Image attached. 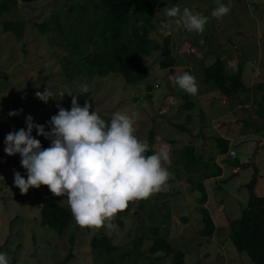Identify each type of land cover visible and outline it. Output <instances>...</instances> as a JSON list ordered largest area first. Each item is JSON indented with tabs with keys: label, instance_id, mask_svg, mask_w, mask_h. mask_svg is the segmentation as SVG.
I'll return each instance as SVG.
<instances>
[{
	"label": "rangeland",
	"instance_id": "obj_1",
	"mask_svg": "<svg viewBox=\"0 0 264 264\" xmlns=\"http://www.w3.org/2000/svg\"><path fill=\"white\" fill-rule=\"evenodd\" d=\"M150 2L159 7L156 28L150 36L160 43L164 37H171L176 64L173 70L162 68L161 54L155 51L144 57L149 75L137 84L127 83L118 73L101 76L84 70L86 74L68 75V69L76 64L81 68L86 64L79 52H73L72 45L80 42L87 54L95 49L93 42L98 37L103 40L95 32L96 26H103L104 10L98 6L99 0H17L0 16V252L6 253L9 264H57L69 253L73 237L74 257L68 264H106L105 257L91 248L93 236L100 234L110 236L118 245L113 255L117 264H175L173 254L147 256L151 239L141 247L145 258L136 261L133 240L144 235L151 238L150 227L155 224L161 236L169 229V241L186 254L185 264H257L235 247L230 221L239 218L247 205L246 184L254 167L260 173L256 192L264 195V114L260 110L264 87L243 92L233 101L224 99L211 83L203 82V69L221 57L230 72L242 64L247 87L264 82V0H230L229 12L219 19L211 15L217 0ZM220 2L227 4L229 0ZM173 6L178 7V16L188 7L207 17L203 31L178 28L176 17L165 14V9ZM8 21H23L24 35L17 37L6 31L4 24ZM133 23L134 19L129 26ZM65 59L72 62L67 64ZM185 71L195 78L194 95L169 80V76ZM81 84L95 93L98 115L106 122L114 112H125L131 116L139 140L148 143L150 133L155 135V151L163 149L169 154L170 162L162 163L169 177L159 191L129 201L128 210L118 211L111 219L115 227H80L71 216L60 234L41 223L43 200L52 194L47 185L30 187L29 193H21L14 185L13 173L20 172L26 179V170L19 154L3 151L4 138L11 131L26 128L28 115L49 131L47 121L63 107L68 93L78 92ZM46 87L53 93L47 103L35 96ZM188 101L193 107L186 106ZM10 110H18V114L9 116ZM32 135L48 141L35 129ZM217 138L228 139L226 154H217ZM187 145L223 168L221 176L203 180L209 195L206 204H201L196 188L199 174L190 179L182 163H177ZM61 199L67 207L66 197ZM203 205L214 221L212 236L201 234Z\"/></svg>",
	"mask_w": 264,
	"mask_h": 264
},
{
	"label": "clouds",
	"instance_id": "obj_2",
	"mask_svg": "<svg viewBox=\"0 0 264 264\" xmlns=\"http://www.w3.org/2000/svg\"><path fill=\"white\" fill-rule=\"evenodd\" d=\"M230 7V0L227 4L217 0L211 15L219 19ZM178 11L173 6L165 9V14L176 17L178 28L203 31L207 17L188 7L179 16ZM169 80L188 94L197 92L195 78L187 71L169 76ZM87 92V84H81L79 95ZM68 94L72 97L70 109L60 107L50 117L49 131L28 115L26 128L5 135L3 151L7 155L19 154L26 170V179L14 172L13 183L21 193L47 185L54 196L66 197L71 216L80 227L113 228L111 219L129 201L147 198L166 186L169 172L162 163L170 162L169 154L163 149L146 154L149 146L134 134L129 114L116 111L106 122L96 111H90L87 100L81 107L77 94ZM35 96L47 103L53 93L46 87L42 92L36 91ZM17 114L18 110L8 113ZM33 129L50 141L48 147L42 148L41 141L32 135ZM64 203L60 201L61 205ZM0 264H9L4 252H0Z\"/></svg>",
	"mask_w": 264,
	"mask_h": 264
},
{
	"label": "trees",
	"instance_id": "obj_3",
	"mask_svg": "<svg viewBox=\"0 0 264 264\" xmlns=\"http://www.w3.org/2000/svg\"><path fill=\"white\" fill-rule=\"evenodd\" d=\"M21 1L30 3L36 0ZM16 3L17 0L0 1V16L8 12ZM98 6L104 10L103 26H96L95 32L103 40L99 41L98 37V40L93 42L95 49L87 54L81 49L80 42L72 45L74 47L73 52H79L86 64H83L82 68L81 66L79 67V64H76L71 69H68L69 76L74 77L86 74L84 70L101 76L118 73L124 76L127 83L137 84L149 75L150 69L144 57L153 54L155 51H159L161 54L160 66L173 70L176 60L171 55V37H164L161 40L162 43H160L150 36L151 32L156 28V12L159 7L153 5L150 0H99ZM133 19L134 23L130 27V21L133 22ZM44 26V24L41 25L42 29H44ZM4 28L6 31L14 33L17 37H22L25 23L23 21H8L4 24ZM73 32L71 35H73ZM89 38L92 39L93 37L89 36ZM70 62H72V59L67 64ZM203 74V82L205 84L211 83L212 89H218L223 97L229 98L231 101L243 92L257 91V89L264 87V82L256 84L255 87H247L243 82L242 64H239L237 71L230 72L226 60L221 57L216 58L212 64L204 67ZM72 94H77V102L81 107L87 100L90 111L94 110L97 112L96 97L92 90H88L83 95H79V91ZM71 99L72 97L70 96L63 104L64 109H70ZM186 106L188 108L193 107V102L188 101ZM260 107H262L260 110L264 114V102L260 104ZM49 144V140L41 141L42 147H48ZM147 144L149 147L146 154H151L155 151V135L153 133H150ZM217 145L219 146L217 154H226L229 151L228 139L217 138ZM177 163H182L183 170L190 175V179L199 174L196 188L201 194V204H206L209 195L203 180L221 176L223 168L213 159L210 161L203 159L196 152L194 146L191 145H187L181 150ZM259 176L258 167H254L251 180L246 184L249 190L247 205L243 208L242 215L239 218L230 221V229L231 238L237 250L246 252L255 263L264 264V195H258L256 192ZM27 193L29 192L27 191ZM61 200V197L53 194L44 198L41 206V223L63 234L70 223L71 214L67 207L60 204ZM125 210H128V204ZM201 213L204 222L201 234L203 236H212L214 221L205 205H203ZM150 231L153 233L151 238L144 235L133 240L134 249L137 251L135 255L136 261L145 258L146 253L141 247L145 241L151 239L152 243L149 247L148 257L159 252L166 255L173 254L175 264H185L186 254L183 250L176 249L169 241V229L165 236L160 235L161 229L157 224L152 225ZM70 241L69 253L57 264H68L73 259L75 238L73 237ZM4 247L6 248L7 245L4 244ZM0 248L2 250V247ZM91 248L93 253H98L105 257L106 264H117L113 255L118 249V245L113 242L110 236L106 234L93 236ZM128 255H130L129 252ZM156 258L158 259V257Z\"/></svg>",
	"mask_w": 264,
	"mask_h": 264
},
{
	"label": "crops",
	"instance_id": "obj_4",
	"mask_svg": "<svg viewBox=\"0 0 264 264\" xmlns=\"http://www.w3.org/2000/svg\"><path fill=\"white\" fill-rule=\"evenodd\" d=\"M225 99V97H223Z\"/></svg>",
	"mask_w": 264,
	"mask_h": 264
}]
</instances>
